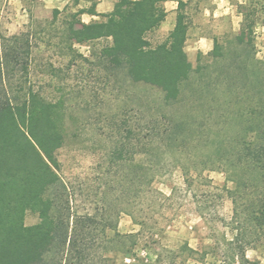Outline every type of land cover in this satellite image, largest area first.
Returning a JSON list of instances; mask_svg holds the SVG:
<instances>
[{
    "label": "trees",
    "instance_id": "obj_1",
    "mask_svg": "<svg viewBox=\"0 0 264 264\" xmlns=\"http://www.w3.org/2000/svg\"><path fill=\"white\" fill-rule=\"evenodd\" d=\"M165 1L117 0L111 12L102 14L91 5L64 21L65 41L106 40L97 64L158 95L157 110L138 107L136 122L125 118L113 141L108 179L100 185L112 200L101 209L79 213L72 186L59 174L64 114L58 103L31 86L24 92L22 82L21 97L6 90L16 71L21 76L28 71L33 31L0 41V264H113L116 244L134 236L117 230L118 214L133 218L140 226L136 234L148 224L153 183L167 157L186 182L192 172L216 169L232 183L224 187L232 203V238L225 252L248 263L246 250L264 245V67L255 57L248 72L237 66L235 74L213 75L206 71L209 66L193 67L185 51L188 17L182 0L173 29L152 43L148 34L165 20ZM85 11L103 19L86 23L77 17ZM59 12L53 9L54 19ZM240 12L242 27L234 38L242 45L254 34L257 20L251 7ZM207 54L212 62L225 57L215 38ZM201 108L203 119H197L194 111ZM215 113L223 124L206 121ZM139 204L146 213H135ZM28 211L38 215L32 225L25 223ZM206 255L184 243L177 251L163 249L150 264H187Z\"/></svg>",
    "mask_w": 264,
    "mask_h": 264
},
{
    "label": "rangeland",
    "instance_id": "obj_2",
    "mask_svg": "<svg viewBox=\"0 0 264 264\" xmlns=\"http://www.w3.org/2000/svg\"><path fill=\"white\" fill-rule=\"evenodd\" d=\"M183 1L188 17L185 49L193 67L209 66L206 71L213 75L221 71L235 74L237 66L248 72L254 59L264 67V0ZM80 5H84V1L0 0V41L23 31H33L28 71L22 76L21 71H16L5 85L6 90L10 95L21 97L31 86L48 101L58 103L64 114V142L57 151L59 174L72 186L74 208L79 213L101 209L112 200L110 195L104 194V188H100L108 179L109 149L120 137L124 119L129 117L135 123L139 117L138 107L156 111L158 97L155 91L129 82L123 73L109 74L97 64V54L106 40L82 44L65 41L64 21L70 19ZM244 6L255 9L257 23L254 34L248 36L249 41L240 45L234 37L242 27L240 11ZM53 9L60 11L55 19ZM169 32L168 27H159L148 37L152 43L160 42ZM202 36L217 39L225 57L212 62L207 54L211 49H197L196 41ZM198 51H202L200 59ZM21 82L23 91H19ZM204 110L194 111L195 117L203 119ZM208 120L223 124L217 113ZM168 159L156 174L153 204L148 212L150 219L141 232L136 234L140 226L129 214H118L117 230L134 236L116 244L113 264H150L163 249L177 251L184 243L199 252H207L205 260L190 259L187 264H264L263 244L246 250L248 263H239L234 253L225 252L226 241L232 238V203L224 190V187L231 188L232 183L226 180L225 174L216 169L204 170L198 175L192 172L186 182L181 169ZM145 211V205L139 204L135 213ZM37 221L36 213H26L27 225Z\"/></svg>",
    "mask_w": 264,
    "mask_h": 264
},
{
    "label": "crops",
    "instance_id": "obj_3",
    "mask_svg": "<svg viewBox=\"0 0 264 264\" xmlns=\"http://www.w3.org/2000/svg\"><path fill=\"white\" fill-rule=\"evenodd\" d=\"M50 1L59 3V2H63V1L66 2L67 0H50ZM82 1H84V5H80V9H88V8H90L91 5H93L94 11L98 14L111 12L113 10L114 4H115V0H82ZM178 1L179 0H166L164 2V7L166 9L167 15H166L165 20L161 23L160 28L163 29V28L168 27L170 31L173 29V27L175 25V21H176ZM168 3L171 4L170 7H168V5H167ZM79 15L81 17V20L86 22V23L91 22L93 20H96L98 17H100L97 15H93L91 13H88L86 11L79 14ZM196 45H197V49L204 48L205 50H210L213 48L214 39L212 40V38H209L207 36H202L196 41ZM185 46H186V44H185ZM185 51H186V49H185ZM198 52H202V51H198ZM186 53H187V51H186Z\"/></svg>",
    "mask_w": 264,
    "mask_h": 264
}]
</instances>
